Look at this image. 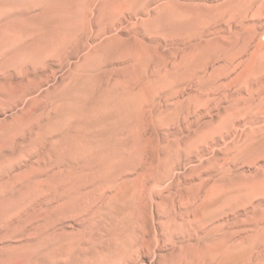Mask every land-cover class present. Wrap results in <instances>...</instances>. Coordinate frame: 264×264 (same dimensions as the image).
Masks as SVG:
<instances>
[{
  "label": "rangeland",
  "instance_id": "374dc122",
  "mask_svg": "<svg viewBox=\"0 0 264 264\" xmlns=\"http://www.w3.org/2000/svg\"><path fill=\"white\" fill-rule=\"evenodd\" d=\"M54 1L0 0V264H237L239 255L232 248L217 250L206 239V231L215 224L221 225L212 233L216 236L224 233L231 243H240L243 248L244 240L257 236L254 231L257 223L264 229V191L252 194L251 203L233 212L220 214L216 209L219 207L216 202H229L231 192L234 193L230 189L235 185L234 180L237 185L238 181L258 184L264 178V142L253 150H243L256 136L264 135V129L254 127L248 123V117L242 116L227 126L222 124L231 114L230 102L238 95H247L249 88L246 84L226 85L239 69L231 68L228 74L220 71L217 84L223 85L211 95L207 104L199 105L195 94H204L205 88H200L196 79L170 89L157 83L166 69L179 68L184 60L202 49L204 40L232 29V24L225 19L206 16V12H219L229 0H140L141 4L134 7H138V11L129 12V17L118 27L130 32L133 55L128 60L114 58L112 64L104 65V70L111 75L110 86L120 79L118 77L128 76L141 101L151 92L155 102L153 106L146 102L143 106V101L146 115L140 150L133 169L126 172L138 186L137 198L134 202H94L87 214L61 209L60 202L46 204L53 191L48 181L53 170L43 162L45 150L40 143L61 138L62 123L67 119L56 104L44 98L45 91L53 88L60 78H66L74 61L84 67L93 64L97 57L86 58L88 51L85 49L65 69L58 70L60 62L48 59V68L37 66L40 75H26L21 66L27 65L26 62H29L28 67L34 66V57L27 49L24 52L21 44L31 36L12 27L15 21L23 18L14 17V13L28 11L30 4ZM39 11L40 6H37L31 13ZM178 20L182 21V26L177 24ZM136 30L139 32L135 33ZM259 38L257 35V40ZM138 51L146 55L145 65L135 63ZM222 64L209 65L208 72ZM139 74L147 77L150 87L136 84ZM37 82L42 83L39 90L27 98L20 95L22 85L34 87ZM114 87L116 91L123 88L120 80ZM34 98L39 100L29 119L34 127L28 132L23 130L22 134L12 126L22 123ZM181 104L184 111L166 124L156 126L151 115H147L150 107L167 110ZM258 118H264V108L259 110ZM167 155H171L175 163V172L166 180L168 184L158 187L154 185L157 165L161 157ZM203 207L205 214L217 216L201 223L198 217ZM167 208L176 211L184 224L176 230L177 243L167 239L163 232ZM145 221L153 224L157 234L145 226ZM36 226L40 227L39 231L48 227L52 230L50 233H65V239L59 242V247L51 245V251L36 245L32 248L41 235ZM133 230L142 234L138 247L129 246L121 239V236L133 237ZM260 234L264 237V231ZM22 244L15 252L14 247ZM254 260L264 264V250H255Z\"/></svg>",
  "mask_w": 264,
  "mask_h": 264
},
{
  "label": "bare ground",
  "instance_id": "6f19581e",
  "mask_svg": "<svg viewBox=\"0 0 264 264\" xmlns=\"http://www.w3.org/2000/svg\"><path fill=\"white\" fill-rule=\"evenodd\" d=\"M227 2L219 12H206V16L216 20L223 18L232 24V29L204 40L202 49L191 58L184 60L179 68L166 69L157 83L170 89L196 79L200 88H205L204 94L201 92L195 94L196 102L205 105L211 95L223 85L217 84L220 71L228 74L231 68L239 69L226 85L246 84L249 91L247 95H238L240 92L236 94L239 97L230 102L231 114L222 121V124L227 126L242 116L248 117V123L254 127L264 129V118L262 120L258 118L259 110L264 108V80H261L264 78V0ZM39 4H30L28 11L14 13V17L18 15L17 17L23 18L14 23L10 21L13 23L12 27L23 30L31 36L21 44V49H24V52L27 49L34 57V66L28 67L29 62L21 66L26 75H40L37 66H41V69L42 66L48 68V59H56L60 62L58 70L65 69V66L70 65L72 59L80 56L85 49L89 52L85 54L88 55L86 58L97 57L93 64L84 67L74 61L66 78H60L53 88L45 91L44 98L56 104L63 118L67 117L62 123L61 138L54 141L44 140V143H40L44 145L45 150L43 162L53 170L48 176L53 191L46 204L60 202L61 209L70 208L79 214H87L93 209L94 202H134L138 196V186L132 183L126 172L129 168L133 169L140 150L143 118L146 115L143 106L145 102L153 106L155 99L150 92L146 100H143V104L141 96L134 92V86L128 76L118 77L120 79L115 80L110 86L111 75L103 67L112 64L111 60L114 58L128 60L133 55L130 32L118 27L126 17H129L127 15L129 12L138 11V7H134L141 2L140 0H55L49 4ZM37 6H40V11L32 14ZM14 17L11 16L12 20H15ZM177 24L182 26V21L178 20ZM138 32L136 30L135 33ZM257 35H260L258 40ZM254 42L255 45L251 44ZM138 53L135 56V63L145 65L146 55L141 51ZM217 62L223 64L217 67L213 65L215 69L208 72L209 65ZM118 80L123 88L116 91L114 86L118 84ZM48 81L49 78L46 79V82ZM136 84L150 87L147 77L142 74L136 77ZM41 87V82H37L34 87L22 85L20 95L26 97ZM38 103L39 100L36 98L31 100L29 109L24 115L25 119L18 125L14 124L12 126L14 130H19L23 134V130L28 132L33 129L34 123L29 119ZM179 106V109L167 108V110L150 107L147 115H151L152 123L156 126L166 124L174 121L184 111L185 107L182 104ZM176 110L178 111L175 112ZM262 141L264 142V135L256 136L250 144L243 147V150H253ZM170 157L171 155L161 157L157 165L155 186L160 187L166 183V180L172 178L170 176L175 172V163ZM234 181L232 183L235 185L230 186L234 193L231 190L233 195L231 194L229 202L226 201V197L224 198L226 202L222 204L216 202V205L219 204L220 208L216 207V209L218 208L220 214L245 207L251 203L252 194L264 191V178L260 179L258 184L238 181L237 185ZM233 186L237 187L233 189ZM204 211L205 208L198 217L201 223L217 216L213 213L205 214ZM164 215L162 226L165 237L177 243L176 230L184 227V224L178 219L179 214L176 211L167 208ZM145 226L149 230H154L150 221H145ZM262 226L260 223L256 224L254 231L257 236L248 241L244 240L243 248H240V243H231L228 235L225 236L224 233L221 236L214 235L212 231L222 227L218 224L206 231L208 234L206 239L217 250L232 248L233 252L239 255L237 264H258L254 260V251L264 250L259 249L264 247V237L260 234L264 231ZM35 229L41 235L38 237V242L33 243L32 248L36 245L48 247L51 251V245L58 246L66 236L62 232L50 233L52 230L48 227L43 231H39V226ZM154 232L157 234L155 230ZM141 235L133 230V237L121 236V239H124L123 241L129 246L138 247L142 241ZM22 246L23 244L14 247V251H19ZM62 246L60 245V248ZM208 249L211 252L210 247Z\"/></svg>",
  "mask_w": 264,
  "mask_h": 264
}]
</instances>
